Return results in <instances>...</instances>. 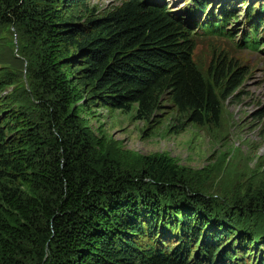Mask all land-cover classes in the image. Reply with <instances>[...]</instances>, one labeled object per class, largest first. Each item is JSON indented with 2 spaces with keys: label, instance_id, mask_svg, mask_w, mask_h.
<instances>
[{
  "label": "trees",
  "instance_id": "1",
  "mask_svg": "<svg viewBox=\"0 0 264 264\" xmlns=\"http://www.w3.org/2000/svg\"><path fill=\"white\" fill-rule=\"evenodd\" d=\"M192 1L205 18L192 20L195 26L231 36L225 27L238 21L225 8L231 0ZM213 1L221 14L206 17ZM259 9L241 36L243 48L257 52ZM254 13L249 8L245 22ZM0 23L32 35L42 91L34 121L6 94L13 82L0 71V264H239L236 258L248 257L255 237L210 223L211 201L185 184L175 159L150 157L130 173L88 125L107 110L132 114L151 130L169 108L175 133L218 127L244 82L240 68L222 59L196 62L194 27L164 1L119 0L94 12L85 0H0ZM250 209L234 208L242 215ZM28 247L36 257L24 263Z\"/></svg>",
  "mask_w": 264,
  "mask_h": 264
},
{
  "label": "rangeland",
  "instance_id": "2",
  "mask_svg": "<svg viewBox=\"0 0 264 264\" xmlns=\"http://www.w3.org/2000/svg\"><path fill=\"white\" fill-rule=\"evenodd\" d=\"M118 1L85 0V4L97 12L110 10ZM162 1L167 11L181 13L184 20L194 27L189 31L196 45V62L207 67L213 61L222 59L242 70L244 82L234 98L224 104L221 123L209 129L186 126L184 130L175 133V129L170 130L169 127L178 123L170 121L174 115L167 108L165 111L169 114L165 112L162 124L151 130L142 121L132 120V114L107 110L100 111L98 120L90 121L88 125L90 129L102 134L111 157L130 173H139L144 160L150 157L166 156L175 159L185 184L194 193L211 201L212 213L205 215L210 223H219L222 229L233 231L237 236L246 234L255 237L257 242L250 249L252 252H248L250 254L246 258H236L237 262L248 264L249 261L245 260L260 259L262 263L264 249L262 251L259 247L264 245V180L261 169L264 166V45L259 52V49L243 48L241 36L260 18L258 11L264 8V0H248L246 7L239 4L240 1L231 0L228 8L234 12L238 21L231 20L225 27L231 33L230 37L206 34L195 26L192 20L197 17L196 21L199 22L205 18L203 14L197 15L192 0H150L151 3ZM220 6L219 1L208 2L206 17L210 14L220 15ZM249 8L255 10V13L245 22ZM261 19L264 20V17ZM263 38L261 34L259 47L264 43ZM0 71L13 82L6 94L12 96L16 106L38 121L40 112L36 100L42 91L35 75L36 45L32 35L24 29L0 23ZM249 203L252 205L251 213L242 215L234 210L236 207L247 208ZM169 243L165 241V247L179 244ZM236 246L227 248L224 245V249L229 252L231 248L235 250ZM196 247L193 246L189 254V262L197 253ZM27 249L32 254L27 261L20 258L24 263L33 262L36 257L34 247Z\"/></svg>",
  "mask_w": 264,
  "mask_h": 264
},
{
  "label": "bare ground",
  "instance_id": "3",
  "mask_svg": "<svg viewBox=\"0 0 264 264\" xmlns=\"http://www.w3.org/2000/svg\"><path fill=\"white\" fill-rule=\"evenodd\" d=\"M237 1H240V0H235V2H237ZM240 4V3H239ZM174 14H181V13H174ZM182 15V14H181ZM183 16V15H182ZM188 16V15H187Z\"/></svg>",
  "mask_w": 264,
  "mask_h": 264
}]
</instances>
